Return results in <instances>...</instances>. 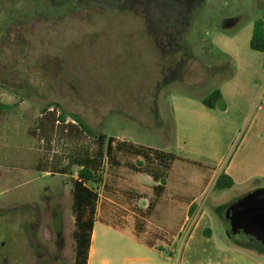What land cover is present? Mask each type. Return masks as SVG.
Returning a JSON list of instances; mask_svg holds the SVG:
<instances>
[{"label":"rangeland","instance_id":"1","mask_svg":"<svg viewBox=\"0 0 264 264\" xmlns=\"http://www.w3.org/2000/svg\"><path fill=\"white\" fill-rule=\"evenodd\" d=\"M263 13L264 0H0V264H74L84 159H101L103 181L88 186L104 201L109 138L176 150L174 104L216 90L233 70L223 33L244 42ZM124 172L132 193L145 186ZM171 175L202 207L186 222L181 205L132 210L134 227L102 206L113 226L97 224L90 264H264V246L229 235L217 209L236 190H204L182 158Z\"/></svg>","mask_w":264,"mask_h":264},{"label":"crops","instance_id":"2","mask_svg":"<svg viewBox=\"0 0 264 264\" xmlns=\"http://www.w3.org/2000/svg\"><path fill=\"white\" fill-rule=\"evenodd\" d=\"M240 32L238 30L229 35L223 33L222 39L227 43L224 51L233 58V70L216 88L222 94L221 106L209 108L202 99L191 96L180 97L174 104L176 150L159 149L124 140L164 151L167 160L174 155L173 160L167 161L165 168L158 165L156 177L150 173L134 172L140 177L131 175L130 178L140 180L143 176L146 184H140L142 189L132 193L130 190L133 187L126 183L123 175L127 169L126 163L116 166L115 158L112 163L108 161V194L104 201L99 194L88 264L97 256L94 248L97 224L105 220L104 226H113L112 220L110 222L103 218V207L107 214H119L122 226L131 224L134 227L136 222H132V210L148 212L159 207L172 210L181 205V209L187 212L184 218L186 222L192 209L202 207L195 196H180L170 189L171 174L179 158L186 159L189 164L205 173L202 177L204 190L209 187L216 189V181L222 173L233 179L234 184L229 189L238 192L235 199L217 207L229 206L245 194L264 188V51L250 50L245 46V42H251L253 27L243 36L244 42ZM181 141H185L182 146ZM130 165L132 166V162ZM121 175L122 179L119 177ZM158 185L159 188H156ZM153 249L156 250L155 245Z\"/></svg>","mask_w":264,"mask_h":264},{"label":"trees","instance_id":"3","mask_svg":"<svg viewBox=\"0 0 264 264\" xmlns=\"http://www.w3.org/2000/svg\"><path fill=\"white\" fill-rule=\"evenodd\" d=\"M251 48L257 51H264V13L263 17L257 19L254 23L253 34L250 42ZM204 105L209 108H215L221 106L223 102L221 92L216 89L209 96L202 99ZM66 112L62 110L59 115L61 121L66 120ZM81 128L91 136H95L96 133L89 129L87 125L76 115L73 116ZM101 137V136H100ZM108 161L113 162L115 158V165L122 166L123 163L128 165V168L134 172L150 173L156 177L157 167L165 168L168 160H173L174 155L167 160L166 153L157 149H153L146 146L134 144L132 142H126L121 140L115 142L113 138L108 139ZM122 158L123 162H121ZM143 159V160H142ZM128 162V164H127ZM132 162V166L130 163ZM143 162L150 163L153 168H148L143 165ZM101 159L93 157L86 158L81 164V168L77 172V178L74 181L73 186V211L75 213L76 228L74 231L75 239V261L74 264H88L89 252L92 243V235L95 224V217L97 212V204L99 200V193L92 187L88 186V183L100 184L103 181V176L100 173ZM233 179L222 173L215 184L216 189L225 190L233 186ZM159 188V185L156 186ZM227 205L218 207L219 213L222 214L226 226L228 221L225 216Z\"/></svg>","mask_w":264,"mask_h":264},{"label":"water","instance_id":"4","mask_svg":"<svg viewBox=\"0 0 264 264\" xmlns=\"http://www.w3.org/2000/svg\"><path fill=\"white\" fill-rule=\"evenodd\" d=\"M228 234L245 232L264 245V188L245 194L226 209Z\"/></svg>","mask_w":264,"mask_h":264},{"label":"flooded vegetation","instance_id":"5","mask_svg":"<svg viewBox=\"0 0 264 264\" xmlns=\"http://www.w3.org/2000/svg\"><path fill=\"white\" fill-rule=\"evenodd\" d=\"M228 207V206H227ZM227 209V208H226ZM226 212V211H225ZM228 221V226H226V230L228 231L229 230V228H230V221L229 220H227ZM238 234H243V235H245V237H247L248 239V241H251V242H254V241H256V242H259V243H261V241H259V240H257L255 237H253V236H251V235H249V234H246L245 232H243V231H240V232H238ZM239 241H241V239H239ZM243 241V240H242ZM262 244V243H261ZM263 245V244H262ZM264 246V245H263Z\"/></svg>","mask_w":264,"mask_h":264}]
</instances>
